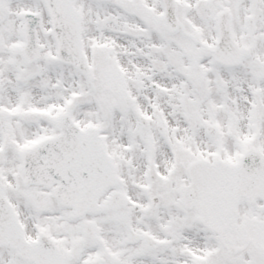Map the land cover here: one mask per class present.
I'll use <instances>...</instances> for the list:
<instances>
[{
  "label": "snow or ice",
  "instance_id": "obj_1",
  "mask_svg": "<svg viewBox=\"0 0 264 264\" xmlns=\"http://www.w3.org/2000/svg\"><path fill=\"white\" fill-rule=\"evenodd\" d=\"M0 264H264V0H0Z\"/></svg>",
  "mask_w": 264,
  "mask_h": 264
}]
</instances>
